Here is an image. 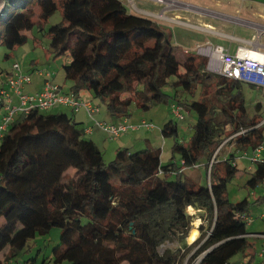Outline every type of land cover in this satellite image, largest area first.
Here are the masks:
<instances>
[{"label":"trees","instance_id":"obj_1","mask_svg":"<svg viewBox=\"0 0 264 264\" xmlns=\"http://www.w3.org/2000/svg\"><path fill=\"white\" fill-rule=\"evenodd\" d=\"M33 2L10 0L1 10L0 42L8 48L27 42ZM37 2L41 23L59 6L56 0ZM60 4L63 19L46 33L55 56H70L63 65L70 90L51 75L62 92L80 97L79 92L90 91L111 115L129 117L133 101L142 109L172 98L177 102L166 85L191 96L200 86L198 97L189 102L197 121L188 142L178 139L176 119L163 125L164 137L174 138L173 155L166 162L161 148L127 146L107 162L80 122L48 112L65 104L18 114L0 143V264H12L31 246L32 229L47 234L54 227L61 229L60 242L45 259L53 264H184L179 252L200 242L192 260L200 255L197 264H227L253 247L247 236L251 203L248 198L231 201L226 187L239 169L235 155L264 145V125L254 126L264 114L262 109L250 114L244 82L208 72L205 57L196 51L180 58L157 19L130 11L124 0ZM3 72L0 67V79ZM241 128L247 130L225 143L233 142L236 150L210 165L217 147ZM253 162L247 183L255 187L264 181V160ZM202 164L209 182L202 183V174L191 171ZM193 206L205 211L209 224L189 245L187 209ZM170 240L180 246L161 252L160 246ZM245 255V264L260 260L255 251Z\"/></svg>","mask_w":264,"mask_h":264},{"label":"rangeland","instance_id":"obj_2","mask_svg":"<svg viewBox=\"0 0 264 264\" xmlns=\"http://www.w3.org/2000/svg\"><path fill=\"white\" fill-rule=\"evenodd\" d=\"M9 1L10 0H2L3 6L0 7V12L6 5L9 4ZM56 1L59 5L58 8L52 13V15L49 16L48 19H46L42 23L40 22V6L37 0L33 2V4L31 5L33 13L27 28V32L29 34L27 42L22 45H18L13 49L8 48L6 45L0 42V67L4 69V76L8 74V71L11 69L15 62H20L22 66L24 65V62H27L26 66H28V63L29 65L31 64V59L35 58L39 60V64H37V67L49 70L52 75H54V81L62 83L65 89L70 85L71 80L66 79L65 70L63 68V65L70 61V56L66 54L55 56L50 49L51 38L49 34L46 33V30L50 25L62 21L63 19V9L60 4L61 0ZM223 1L224 5L219 6L216 5L213 0H134V3L132 5L129 4V0H124L130 11L157 19L161 28L167 32V34L171 38V41H173L177 45V51H179L178 55L180 58H184L187 51L195 52L196 45L201 39L200 29L204 31L203 27H206L202 25V22H200L197 16L208 17L218 30L226 32V34H222L224 37H220L221 42L226 45L231 44L234 47L237 46L238 42H242V39L231 40L230 35L235 34L238 37L240 36L241 38H251L252 33L254 31H257L255 26L243 24L240 17L242 16L251 20H259L263 23H257L258 27H260V33L256 35L257 39L253 41L254 43L259 42L260 35L264 30V19L255 17L254 15H252V11L254 8H256L264 12V0ZM205 8H211V10H208L209 12H207ZM237 8H240V10H237ZM139 10H142L143 12H140ZM218 11L230 13L235 16H226L220 14ZM261 40L264 43V32L261 35ZM6 53H9L10 55L6 57ZM242 87L250 114L258 112V102L264 101L263 90L248 83H243ZM164 89L170 94L176 93L177 97L175 98V100L178 102V99H180L182 103L185 104L184 106L187 109L186 110L184 107L185 118L180 119L174 113H172L171 104L173 102V98L170 99V101H160L154 104L149 109H142L137 105L135 101H133L130 106L131 115L129 117L133 120H142L143 118H145L147 120H150L151 122H154L157 125V128L154 130H150L152 135L147 132L149 142L144 138L142 139L139 133H135L131 130L123 132L119 138H110L108 135V138L105 140V146H100L101 149H104V156L107 162L116 157L117 151L120 147V141L124 143L125 139L132 135L135 136L132 138V142H135L138 139L143 140V142H141L143 143V146L132 148V150H137L145 147L161 148V158L168 161V159L171 157L169 156V154L172 153L171 150L174 138H163L161 130L158 128V126L162 128L163 125L171 118H174L178 121V139L184 142L189 141L191 135L194 132L195 122L197 121L196 111L194 109H190L188 111V109L190 108L189 102L192 99L198 97L200 86L195 96H191L181 88H179L176 92L172 85H166ZM124 94L129 95L130 93L126 92ZM16 103H18V101H16ZM80 126H83V124L81 123ZM91 129V127L88 128V130ZM144 129L145 128H142L140 132H143ZM143 137L146 138V136ZM218 148L219 146L217 147V149ZM233 150H236L235 144L233 142L227 143L224 145V147L222 146L218 150V152L220 151V153L217 157H219V159H223ZM175 155L176 158L180 159L179 152H176ZM148 160L150 162L155 161L154 158L151 157ZM249 166L254 168L255 163L247 157L240 156L238 158V172L231 180L226 182V187L228 196L231 201L237 202L244 198H248L251 203L249 205V209L247 210V214L249 216L247 230L250 233L247 236L249 242L254 243V246L249 247L248 250L255 251L257 254V259H260L258 252H260V250L262 249L263 238L256 236L253 233L264 232V217L262 216L264 212V199L258 201V198H260L261 196L263 197L264 194V181L260 182L255 187L249 185L247 183L248 179L251 177V169L249 168ZM191 171L194 174H198V171L202 174V183L209 182L207 178L208 174L204 164H202L197 169H191ZM175 178V174H172L170 176V179ZM187 212V214L191 218L192 225L191 233L188 238L186 237V242L190 245L193 242L188 241H193L198 236V234L199 239L203 236V231L208 228L209 218L207 217L205 211L197 209L194 206L189 207L187 209ZM201 226H204V229H201ZM60 232V227H54L51 232L47 234H39L34 229H32L31 246L26 251H22L17 255L20 263L53 264V262L49 259L45 262V259L47 258V256L52 254L53 247L60 242ZM200 243L198 245L194 244L195 246L192 249L190 248L189 250H187L189 248L187 247L186 250L182 249L179 252L180 255L183 253L182 256L184 257V264L198 263L200 255L196 257L194 256L193 260L191 257L192 255H195L197 253V247L200 245ZM179 246L180 244L177 240H170L163 243L160 246L159 250L163 252L167 247L177 248ZM248 250H246V252H238L232 257L231 261L237 262L243 259L247 262L248 256H246L245 253H247Z\"/></svg>","mask_w":264,"mask_h":264},{"label":"built area","instance_id":"obj_3","mask_svg":"<svg viewBox=\"0 0 264 264\" xmlns=\"http://www.w3.org/2000/svg\"><path fill=\"white\" fill-rule=\"evenodd\" d=\"M133 3L134 0H129L130 5ZM232 38L241 40L234 36H232ZM243 42H245V40H242L241 44L239 43L235 52H231L223 44H215L211 41L198 43L195 51L205 57V70L208 72L251 84L262 89L264 94V50L254 45L247 46L246 43ZM37 72L45 76V82L43 88L33 94L23 91L24 84L31 82V73L25 72L22 64L18 61L12 66V75L10 78L6 81L0 79V143L8 131L10 124L16 119L18 114L22 112L27 114L33 109L47 110L56 104L70 105L75 110L84 107L94 119V124L106 130L110 138H118L123 132L130 129L139 127L153 129L155 127V124L147 119H142L138 124H132L129 121V117H124V119L118 123L99 120L93 115L95 112L99 111V104L94 103L90 99H83L74 92H62L60 85L51 79L52 73L49 70L38 68ZM10 88H13L14 93L10 91ZM15 96L19 98L18 103H16ZM261 109L264 114V101L262 102ZM171 111L178 118H185L182 104L172 102ZM261 125H264V115L254 126L258 127ZM86 130L91 131L88 130V128ZM246 130L247 128H241L237 132L230 134L226 138V141H223L215 151L211 165L214 161L222 160L217 157L220 153L218 150L222 146L224 147L229 139ZM263 151V144L258 145L252 152L244 150L242 154L238 156L235 155L234 162H236L237 157L239 158L240 156L247 157L252 161L264 160ZM194 166L198 167L199 164L197 163ZM160 172H162V170ZM262 216L264 217V212ZM253 234L263 238L262 249L259 252L260 260L257 264H264V232H254ZM227 264L237 263L231 261ZM238 264H245V262H239Z\"/></svg>","mask_w":264,"mask_h":264},{"label":"crops","instance_id":"obj_4","mask_svg":"<svg viewBox=\"0 0 264 264\" xmlns=\"http://www.w3.org/2000/svg\"><path fill=\"white\" fill-rule=\"evenodd\" d=\"M213 1L216 3V5H219V6L224 5V1L223 0H213ZM205 9L207 10V12H209L211 10V8H205ZM237 10H240V8H237ZM140 12H143V11L141 10ZM218 12L220 14H223V15H226V16H235V15H232L230 13H226V12H222V11H218ZM148 14H151V13H148ZM252 15H254L257 18L264 19V12H262V11L256 9V8L253 9ZM197 17L200 20V22H202V25L206 26V27H203L204 31H202L200 29L201 39L199 40L198 43H203V42H206V41H211V42H213L215 44H223L231 52H235V50L237 49V46L239 45V43L241 44V42H238V44H237L236 47L232 46L231 44L230 45H226V44L222 43L220 37H224L223 35L226 34V32H223V31L218 30L215 27V25L212 23V21L208 17H205V16H197ZM205 18H207V19H205ZM240 19H241V22L243 24L255 26V28H256L257 31H254L252 33V37L251 38H246V37H242L241 38L240 36L238 37L235 34L230 35L231 40H234L232 38V36L238 37V38H240L242 40H245V42H243V43H246L247 46L254 45L255 47H259V48H261V49L264 50V43L261 40V35L264 32V30L262 31V33L260 35L259 42L258 43L257 42L254 43L253 42V41H255L257 39L256 35L260 33V30H259L260 27H258V25H257V23L259 24L260 21L259 20L258 21L257 20H251L249 18H245V17H242V16L240 17ZM260 23H263V22H260ZM26 64H27V62H24L23 69H24L25 72L31 73V82L24 84L23 91L26 92V93L33 94V93H35L37 91H40L43 88V85H44V76L41 75V74H39L37 72V69L39 68V67H37V64H39V60L38 59H35V58L34 59H31V64L29 65V63H28V66H26ZM11 69H12V67H11ZM9 78H10L9 73L6 76H4V74H3L2 77H1V80L2 81H6ZM53 78H54V75H53ZM60 84L62 85V83H60ZM69 86L66 89L63 86H62V88H63V90L68 91V90H70L69 89ZM10 91L13 92V88H10ZM79 95L83 99H90L94 103L99 104V106H100L99 111H97V112H95L93 114L95 116V118H97L99 120L108 121V122H111V123H118L119 121H122L124 119V117H117V116L111 115L110 112L107 110V107H106L105 103L101 102L99 100V98H95L90 91H81V92H79ZM15 100L19 102V98L17 96H15ZM184 105L185 104H182L183 108L185 107ZM185 109H186V107H185ZM190 109L191 108H189L188 111ZM48 112L57 114V116H56L57 119H59L61 117H65V116H70V117L75 118L78 122H80V123L83 124V126H81V127L83 128V130L86 133V135L91 136L96 141V143L99 145V147L100 146H105L104 144H105V140L108 138V133L106 132V130H104L101 127H99V126H97V125L94 124L93 118L89 115V113L87 112V110L85 108H81L78 111H75L70 106H66V105H56L53 108H51L50 110H48ZM184 112H185V110H184ZM129 121L132 124H138L140 122V120H136V119L133 120L130 117H129ZM89 126L92 128L91 129V132H88V131L86 132V128H90ZM142 128H145V129L143 130V132H140L142 130ZM156 128H157V125L155 124V127L153 129H148L146 127H139V128L130 129V130L133 131V132H135V133H139L140 134V137L142 139L144 138V139H146L149 142L148 133L150 135H152V133L150 132V130H154ZM158 128L161 130V133H162V128L160 126H158ZM143 136H146V138L143 137ZM162 136H163V138H165L164 135H163V133H162ZM133 137H135V136L132 135V136L126 138L125 141H124V143H122L120 141V143H119L120 145L119 146L120 147L127 146V147H130L131 149L132 148H137L138 146L139 147L140 146H143L142 145L143 143H141V142H143L142 139H138L137 141L132 142V138ZM129 144H131V145H129ZM102 150H104V149H102ZM172 155H173V153L169 154V156H171V157H172ZM180 157L181 156H179V158ZM176 159H178V158H176ZM161 160L163 162H166V160H164L162 158H161ZM178 161H180V159H178ZM250 167L251 166H249V168ZM198 237H199V234H198V236L193 241H188V242H194ZM6 251H8V250H6ZM239 262H245V261L242 259V260L237 261V262H234V263H237L238 264ZM11 263L12 264H21L20 261L18 260V258L12 259V262Z\"/></svg>","mask_w":264,"mask_h":264},{"label":"water","instance_id":"obj_5","mask_svg":"<svg viewBox=\"0 0 264 264\" xmlns=\"http://www.w3.org/2000/svg\"><path fill=\"white\" fill-rule=\"evenodd\" d=\"M0 3H1V0H0ZM261 108H262V102H258V104H257V111H259Z\"/></svg>","mask_w":264,"mask_h":264},{"label":"bare ground","instance_id":"obj_6","mask_svg":"<svg viewBox=\"0 0 264 264\" xmlns=\"http://www.w3.org/2000/svg\"><path fill=\"white\" fill-rule=\"evenodd\" d=\"M0 4H1L0 7L3 6V2H2V0H1V3H0Z\"/></svg>","mask_w":264,"mask_h":264}]
</instances>
